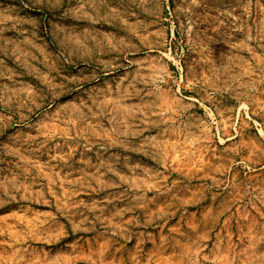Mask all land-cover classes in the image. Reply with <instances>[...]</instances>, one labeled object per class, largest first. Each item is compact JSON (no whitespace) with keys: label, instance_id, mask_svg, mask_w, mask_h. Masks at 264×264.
<instances>
[{"label":"rangeland","instance_id":"obj_1","mask_svg":"<svg viewBox=\"0 0 264 264\" xmlns=\"http://www.w3.org/2000/svg\"><path fill=\"white\" fill-rule=\"evenodd\" d=\"M0 264H264V0H0Z\"/></svg>","mask_w":264,"mask_h":264}]
</instances>
